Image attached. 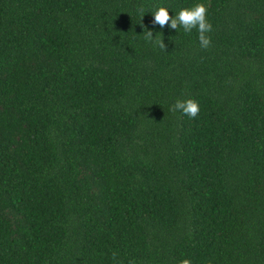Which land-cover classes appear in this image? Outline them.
Here are the masks:
<instances>
[{
	"label": "trees",
	"instance_id": "1",
	"mask_svg": "<svg viewBox=\"0 0 264 264\" xmlns=\"http://www.w3.org/2000/svg\"><path fill=\"white\" fill-rule=\"evenodd\" d=\"M196 3L208 49L153 24ZM113 251L264 264V0H0V264Z\"/></svg>",
	"mask_w": 264,
	"mask_h": 264
},
{
	"label": "clouds",
	"instance_id": "2",
	"mask_svg": "<svg viewBox=\"0 0 264 264\" xmlns=\"http://www.w3.org/2000/svg\"><path fill=\"white\" fill-rule=\"evenodd\" d=\"M144 12L143 8L139 9L140 17L143 16ZM153 17V24L159 25L160 28H164L167 25L171 29L177 30L179 26H182L185 33H189L195 28L198 32L200 47L208 49L211 46L210 33L213 31V25L208 19V9L204 3H196L192 7L181 8L175 18L170 16L167 7L160 6L153 12ZM143 38L145 41L165 51L166 45L162 36L159 39H155V35H153L151 30H145ZM170 110L173 112L180 111L190 118H195L199 114L200 106L192 98L177 99ZM112 260L114 264H123L118 259V253L115 251L112 252ZM128 264H134V261L129 260ZM180 264H192V262L190 259L185 258L180 261Z\"/></svg>",
	"mask_w": 264,
	"mask_h": 264
}]
</instances>
